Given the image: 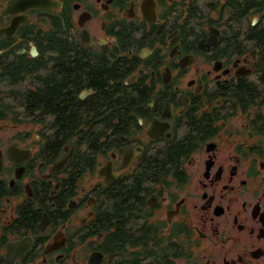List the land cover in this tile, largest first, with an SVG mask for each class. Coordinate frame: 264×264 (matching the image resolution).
Here are the masks:
<instances>
[{
	"label": "flooded vegetation",
	"instance_id": "1",
	"mask_svg": "<svg viewBox=\"0 0 264 264\" xmlns=\"http://www.w3.org/2000/svg\"><path fill=\"white\" fill-rule=\"evenodd\" d=\"M0 264H264V0H0Z\"/></svg>",
	"mask_w": 264,
	"mask_h": 264
},
{
	"label": "water",
	"instance_id": "2",
	"mask_svg": "<svg viewBox=\"0 0 264 264\" xmlns=\"http://www.w3.org/2000/svg\"><path fill=\"white\" fill-rule=\"evenodd\" d=\"M104 171H105V165L101 168V172H104Z\"/></svg>",
	"mask_w": 264,
	"mask_h": 264
}]
</instances>
